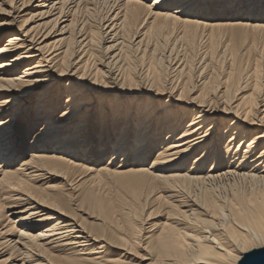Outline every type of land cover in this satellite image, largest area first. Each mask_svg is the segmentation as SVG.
I'll return each mask as SVG.
<instances>
[{
	"label": "bare ground",
	"instance_id": "obj_1",
	"mask_svg": "<svg viewBox=\"0 0 264 264\" xmlns=\"http://www.w3.org/2000/svg\"><path fill=\"white\" fill-rule=\"evenodd\" d=\"M9 10L0 14L11 21L0 23V264H126L142 245L141 264H241L261 250L264 0H16ZM150 27L173 33L168 67L155 56L163 46L147 43ZM179 48L213 75L198 70L194 84L192 56ZM135 50L149 55L139 82ZM34 120H45L41 132L21 147ZM98 151L109 162L91 169ZM91 172L157 192L170 209L158 242L144 235L155 226L131 221L125 231L127 207L78 192ZM84 203L94 224L76 216Z\"/></svg>",
	"mask_w": 264,
	"mask_h": 264
},
{
	"label": "rangeland",
	"instance_id": "obj_2",
	"mask_svg": "<svg viewBox=\"0 0 264 264\" xmlns=\"http://www.w3.org/2000/svg\"><path fill=\"white\" fill-rule=\"evenodd\" d=\"M216 6H217V4H216ZM261 22L263 23L264 20H262ZM226 30H227V34L229 35L230 32H228V29H226ZM149 31H150L151 36L148 38L147 43H150L153 45L158 44L159 47L163 46L155 54V56L161 61V63H159V66H163L164 68L168 67L169 61H171L175 58L173 56H171V57L168 56V59H167V56L164 55L165 51L167 50V48L165 47L164 41H165V37H168V41L173 39V38L172 39L170 38V36L173 34L172 31L165 30V34H163L162 33L163 31L159 32V31H157V29L155 27H150ZM95 42L97 45L99 44L97 40ZM97 45H96V50L99 54L100 49L98 48ZM242 49L237 50L235 52L238 53V52L242 51ZM140 52L141 51H137V50L131 52L132 53L131 66L134 69L133 73L135 74V78L138 82H139V80L146 79L147 76L145 74V71L149 68V64L147 62V57L149 55L142 56V54ZM179 52L180 53L178 56L182 57V59L184 61H185V55H187V57H186L187 63H189V56H192V58H190V63L193 65V68H194L193 81L195 84L198 77H199L200 72H202L200 67L203 65V63L200 62L199 58L196 59V57L193 54L184 51L182 48H179ZM160 57H162V59H160ZM141 59H144V60H141ZM176 60H178V59H176ZM198 70L200 71L199 73H198ZM212 75L213 74L210 70L203 71L200 74V76H205L208 78H210ZM221 75H222V72L218 71V77L221 78ZM223 77L224 76L222 75V78ZM112 95H110V100H113ZM208 98H211V96ZM30 100H33V102H35L34 97L31 98ZM60 100H62V103L65 104V102L67 100V96H65V98H62ZM63 108L60 109V111H58L57 113H54V116L52 115L51 119L54 118V120H55L56 118H58L61 115ZM96 108H99V107L97 106ZM29 115H30V113H29ZM47 116H48V114L45 115V117H47ZM25 121H26V119H24L23 123H25ZM34 121H36V126L34 127L35 129L32 128L31 131H28V134L26 136H30L28 138L29 140H28V142H27V140H25V142H23L21 147H23L25 145L26 148H30L27 145L33 141V139L35 137L34 134L37 132H41L40 129L42 128V126H43L42 124L45 120L40 121V123H38L37 120H34ZM124 122H125V119L123 118V120L121 122V126H123ZM22 125L24 126L26 124H22ZM121 129H123V128H121ZM222 130H225V129L223 128ZM26 131H27V129H26ZM118 135L119 134L114 136V138H113V136L110 135L109 138L112 142H114L115 138ZM109 138H107V139H109ZM91 147H93V146H91ZM34 150L35 149L30 151V149H29L28 153H26L24 155L23 159H26V157L29 156L30 152H34ZM100 151H98L95 154H96V158L100 159L101 162L96 163V160L94 159L92 161L94 163L89 164V165H91V166H89V168L94 169V168H97V165L106 166L108 164L110 154L109 153L103 154L100 158L99 157ZM111 151H112V149L110 150V152ZM130 156H131L130 160L132 161L133 155H130ZM117 162L118 163H116V167L120 164V162H121L120 159H118ZM127 162H128V160H127ZM151 162L152 161H150L148 163V168L151 167V164H150ZM94 173L91 172L83 181H81L79 183L81 185H80V189L78 192L85 193V191H86V193H87L89 191H92V192H89V196L92 195V197L94 196V198L98 199L99 201H103V204H105L106 206H108L109 208H111L113 210H116L120 207L121 208L127 207L125 231L128 232L131 221H138L139 222L138 224H140L141 226L143 225V227H144L143 229L147 230L146 232H151L152 230H148L149 227L155 226L153 231H152V234L147 235L148 233H146L144 235H146V237H153L156 240L155 242H158L160 235H161V231H162L160 226L162 224L170 221L168 218V215H167L168 212H170V209L168 208L167 205H165V201L159 200V199L157 200V197H158V196H156L157 192H154V193H152V195H150L146 189L142 190L141 188L138 187L137 190H134V189L130 188L129 186L125 187L126 184L131 183L130 179L127 180V179H120V178H116V177L110 178V177H106V176L100 178V177H96V174H94ZM124 180H126V181H124ZM42 184H37V186L42 185ZM160 201L164 202V205L161 204ZM4 203H5L4 201H0V211H2V205ZM7 203H5V204H7ZM6 208L4 210L6 212H9L8 209H6ZM78 209H80L81 211L76 212V216L84 224H94L95 219H91V217L97 218L99 216L95 212V210H93L91 208V206L88 203H84L82 205L79 204ZM130 218H131V220H130ZM11 219L13 220L15 218L11 217ZM226 220L227 219L219 220V221H216V223H225V225H226L227 224ZM144 248H145V246L142 245L141 248H138L137 250L131 252L132 256L128 257V261H127L128 263H126V264H131V262H134L136 264H141L139 262V260L137 261L135 259V257H139L141 255L147 254L145 252ZM111 256H113V255H111ZM167 259H171V258H167ZM171 260H174V259H171ZM149 263L150 262L148 261L144 264H149Z\"/></svg>",
	"mask_w": 264,
	"mask_h": 264
},
{
	"label": "snow or ice",
	"instance_id": "obj_3",
	"mask_svg": "<svg viewBox=\"0 0 264 264\" xmlns=\"http://www.w3.org/2000/svg\"><path fill=\"white\" fill-rule=\"evenodd\" d=\"M15 3H16V0H7V4H4V0H0V5H3V6H0V14H5L8 17H11L13 15V13L9 10V5H13ZM10 22H11L10 20L0 19V23H10ZM252 247H253V249H255L257 247V245L254 243L252 245ZM259 247L262 250V254H264V244L259 245ZM241 250L244 251L245 253H247L249 251V247L247 245H245ZM235 258L238 261H240V259H241L238 255Z\"/></svg>",
	"mask_w": 264,
	"mask_h": 264
},
{
	"label": "water",
	"instance_id": "obj_4",
	"mask_svg": "<svg viewBox=\"0 0 264 264\" xmlns=\"http://www.w3.org/2000/svg\"><path fill=\"white\" fill-rule=\"evenodd\" d=\"M241 264H264L262 250L247 255Z\"/></svg>",
	"mask_w": 264,
	"mask_h": 264
}]
</instances>
